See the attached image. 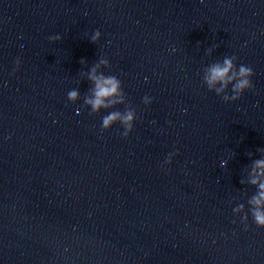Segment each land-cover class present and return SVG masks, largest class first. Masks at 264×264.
<instances>
[{
    "label": "clouds",
    "instance_id": "1",
    "mask_svg": "<svg viewBox=\"0 0 264 264\" xmlns=\"http://www.w3.org/2000/svg\"><path fill=\"white\" fill-rule=\"evenodd\" d=\"M87 15V13H85ZM101 38L99 29L95 30L90 37V42L95 44ZM50 41H60V35L49 36ZM175 51V48L172 49ZM212 47L207 49V53L211 55ZM237 57L235 55L225 56L222 61H216L203 68L202 82L209 91L214 92L221 97L224 102H234L241 98L242 94L251 90L254 85L252 77L255 75L254 69L245 64L237 65ZM81 64H85L86 60L81 59ZM16 71L20 65V59L15 61ZM109 59L101 57L86 72H81L82 77H86L90 83L88 92L83 97V105L90 108V115L99 113L102 109H113L118 105H125L123 111L114 110L102 117L101 131H107L113 125L119 123L123 128L121 135L127 138L133 131L134 122L137 118L136 110L127 103L126 93L122 87V81L115 75H106L103 69L110 68ZM231 85L229 94V86ZM81 98V92L78 88H74L67 93L68 101L75 103ZM153 98L145 95L142 102L150 105ZM79 111V110H78ZM169 123H171L169 121ZM260 153V158L252 159L251 164L247 168V178L241 179V185L253 186L256 191L247 199L246 208L244 203L237 204L233 209V215L239 216L240 223L248 230L249 217L251 222L257 228H264V148L256 150ZM178 152H170L161 164V168L171 165L172 159ZM247 155L253 157L252 152ZM228 164V160H221L220 167L224 168ZM233 223H236L233 220Z\"/></svg>",
    "mask_w": 264,
    "mask_h": 264
}]
</instances>
